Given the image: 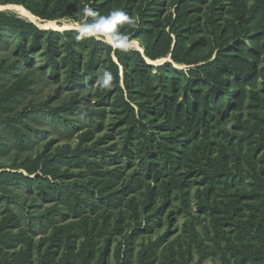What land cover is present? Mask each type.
Listing matches in <instances>:
<instances>
[{
    "label": "trees",
    "instance_id": "1",
    "mask_svg": "<svg viewBox=\"0 0 264 264\" xmlns=\"http://www.w3.org/2000/svg\"><path fill=\"white\" fill-rule=\"evenodd\" d=\"M8 4L80 24L123 10L145 51L0 11V264H264V0ZM39 51L65 73L42 101ZM100 69L113 79L91 106ZM60 129L79 142L55 143Z\"/></svg>",
    "mask_w": 264,
    "mask_h": 264
},
{
    "label": "rangeland",
    "instance_id": "2",
    "mask_svg": "<svg viewBox=\"0 0 264 264\" xmlns=\"http://www.w3.org/2000/svg\"><path fill=\"white\" fill-rule=\"evenodd\" d=\"M1 11H5V12H8V13H11V14H16V15H18V16H20L21 15V17H22V14H21V12H20V10H18V9H14V8H10V9H4V10H1ZM35 15V14H34ZM38 17V16H37ZM40 18V17H39ZM42 19V18H41ZM65 21H68V22H76L75 20H73V19H70V18H68L67 20H62L61 22L62 23H64ZM61 22H59L60 24H61ZM72 28H74V27H72ZM103 38H99V40H102ZM104 41V40H103ZM140 42V41H139ZM141 43V42H140ZM11 47H12V49L14 50V48H15V46H14V44H11ZM133 49V48H132ZM42 52H33V54H34V57H33V66L31 67V69H29V71L32 73V71H33V73L36 75V76H40V77H42V78H45V79H47V83L46 82H44V81H39V84L41 85V92L39 93V94H36L35 96H34V98H35V100L36 101H42V100H45V99H47L49 96H50V94L52 93V92H54V90L55 89H57V86H58V84L59 83H61V82H63V77H64V70H62V77H61V79L58 81L56 78H54V77H50L49 75H48V71H46V73H43L44 71H43V69H42V65H44L45 63H46V57L45 56H43L42 54H41ZM4 53L3 52H1L0 53V57H2V56H4L3 55ZM17 58H19L20 59V61H21V63H23L24 62V58L23 57H20V56H17ZM116 59H117V57H115ZM183 68H185V66H183ZM103 70L102 69H100L99 70V74H100V81L98 82V83H96V85H95V87L94 88H90V86H88L83 92H82V94L81 95H86V94H88V93H91L92 94V96H95L96 95V93H95V91H96V88H97V86H99V83L102 81V78H103ZM62 88V87H61ZM63 89V88H62ZM64 95V99H66V100H68L69 99V97H70V93L68 92V91H65V93L63 94ZM98 99H97V96H95V97H93V99H92V103H91V106H93V105H98ZM25 103H28V101L26 100L25 101ZM98 108H100V106H98V107H96V109H98ZM105 119V120H104ZM115 119V116L114 115H112V114H106V117H103L101 120H103V121H105L106 122V127H108L109 125H110V123L113 121ZM106 127H104V128H102V129H100L99 127H95L96 128V133H97V135H101V134H103V130L106 128ZM82 131H81V129L74 135V136H71V137H66L67 135H63L64 133H65V130L64 129H60V130H58L57 131V133H55L53 136H60V138L58 139L57 138V140L58 141H56V139H55V143L57 142V143H61V142H66V141H69V142H72V145L73 146H75L76 145V143H78L79 142V133H81ZM51 138V135H49L48 137H47V140L48 139H50ZM44 144V140H42V141H37L36 140V144H35V148H34V150H32V154L33 155H36V153H37V151L39 150V148H40V150H43V147H42V145ZM177 217H178V223H180L181 224V226H182V223H183V221H184V215H183V213L182 214H178L177 215ZM174 227H176V225H174ZM174 227H168V225H164L162 228H161V233H163V232H165V231H167V230H169V229H172V230H174V233L177 235V228H174ZM180 229V228H179ZM153 234V236L154 237H156L157 235H159V233L158 232H156L155 231V233L153 232L152 233ZM174 234V235H175ZM173 235V236H174ZM117 245V243L116 242H113L112 243V245H111V253H110V255H112L113 256V252H114V250H115V246ZM138 248H139V246H138ZM115 264L113 261H111V264ZM205 264H218V261H216V260H209V261H207Z\"/></svg>",
    "mask_w": 264,
    "mask_h": 264
},
{
    "label": "clouds",
    "instance_id": "3",
    "mask_svg": "<svg viewBox=\"0 0 264 264\" xmlns=\"http://www.w3.org/2000/svg\"><path fill=\"white\" fill-rule=\"evenodd\" d=\"M83 15L85 18L91 17V22L85 19L80 27L78 29L76 28L77 40H85L88 38L99 39L103 37L104 42L108 43L111 47L119 48L122 51L130 50L131 45L129 37L120 32L119 28L123 25H134L135 19L133 17H130L120 9H113L109 11L107 15H100L87 7L84 9ZM62 20L63 19H60L58 21L61 22ZM112 79V74L109 71H105L103 73L101 86L103 88L111 87Z\"/></svg>",
    "mask_w": 264,
    "mask_h": 264
},
{
    "label": "bare ground",
    "instance_id": "4",
    "mask_svg": "<svg viewBox=\"0 0 264 264\" xmlns=\"http://www.w3.org/2000/svg\"><path fill=\"white\" fill-rule=\"evenodd\" d=\"M10 8H14V9H18L20 10L22 17H24L26 20L31 21L36 23L40 28L42 29H59V30H65V29H69V28H79L80 27V23L78 22H68L65 21L64 23H59L58 20L55 21H47V20H42L38 17H36L30 10H28L26 7L22 6V5H15V4H8V5H0V11L4 10V9H10ZM21 16V15H20ZM68 18H65L64 20H67ZM103 38V37H101ZM104 40V38L102 39ZM130 45L131 48L133 49H137L140 50L141 52L144 53L143 49L144 46L138 41V40H132L130 41ZM147 61L151 64L154 65H158L160 63L166 62L168 60H171L170 56L167 57H161L158 59H152L149 57H146ZM116 59V58H115ZM176 67L178 68H183V66H185L184 64H178V63H174Z\"/></svg>",
    "mask_w": 264,
    "mask_h": 264
},
{
    "label": "water",
    "instance_id": "5",
    "mask_svg": "<svg viewBox=\"0 0 264 264\" xmlns=\"http://www.w3.org/2000/svg\"><path fill=\"white\" fill-rule=\"evenodd\" d=\"M69 29H76V28H69ZM143 51H145V49H143ZM169 56H170L171 60H168V61H173L171 55H169Z\"/></svg>",
    "mask_w": 264,
    "mask_h": 264
}]
</instances>
